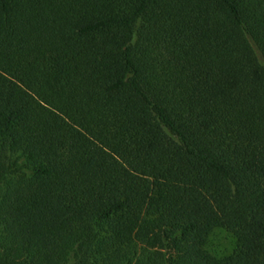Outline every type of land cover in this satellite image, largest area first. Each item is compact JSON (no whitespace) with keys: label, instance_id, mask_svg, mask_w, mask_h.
I'll use <instances>...</instances> for the list:
<instances>
[{"label":"trees","instance_id":"trees-1","mask_svg":"<svg viewBox=\"0 0 264 264\" xmlns=\"http://www.w3.org/2000/svg\"><path fill=\"white\" fill-rule=\"evenodd\" d=\"M0 264H264V0H0Z\"/></svg>","mask_w":264,"mask_h":264},{"label":"rangeland","instance_id":"rangeland-1","mask_svg":"<svg viewBox=\"0 0 264 264\" xmlns=\"http://www.w3.org/2000/svg\"><path fill=\"white\" fill-rule=\"evenodd\" d=\"M233 237L224 229H215L209 235L205 249L213 255L227 254L233 248Z\"/></svg>","mask_w":264,"mask_h":264}]
</instances>
